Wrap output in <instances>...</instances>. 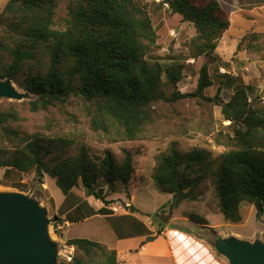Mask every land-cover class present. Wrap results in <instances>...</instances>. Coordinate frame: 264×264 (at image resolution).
Wrapping results in <instances>:
<instances>
[{
  "label": "rangeland",
  "instance_id": "obj_1",
  "mask_svg": "<svg viewBox=\"0 0 264 264\" xmlns=\"http://www.w3.org/2000/svg\"><path fill=\"white\" fill-rule=\"evenodd\" d=\"M217 1L228 14L229 28L210 56L191 58L190 42L195 36L193 24L173 13L163 0H134L150 18L155 36L153 42L143 41L146 49L144 58L149 66L161 67L160 92L163 94L162 99L150 104V120L135 139L123 138L122 130L110 120H105V129L93 128L89 108H94L81 95H71L63 103L31 111L29 101L35 96L23 90L19 83L27 74L45 70L46 58L38 51L35 60L22 63L16 81L10 78L23 97L0 98V112L13 114L6 122L11 128L40 138L46 148L45 162L53 165L74 158L82 146L93 160L101 158L106 150L117 161L122 160L125 149L132 154L134 172L126 186L127 193L120 180L110 183L102 178L95 180L94 188H102L105 198L110 200L106 205L89 195L80 180L71 189V196L66 197L57 187L55 179L47 174L39 182L33 170L21 172L0 167V193L20 192L28 196L43 206L48 218L53 220L49 224V232L59 244L56 264L60 260L66 261L62 256L67 253L65 246L70 247L66 243L69 238L63 239V236L86 238L109 248L114 247L112 234L105 224H108L109 215H91L85 220L74 221L99 208L111 212V216L131 213L151 234L164 222L187 229L213 250L217 236L234 235L252 241L264 240V215L256 219L254 206L242 202L239 205L240 221H225L214 189L221 154L239 147V143L233 139L234 129L238 126L225 119L221 103L227 102L234 92L244 87L246 102L256 112L264 109V0ZM54 2L52 27L64 30L69 19V0ZM8 3L9 0H0V72L12 61L8 48L15 44H28L20 31L18 15L9 9ZM203 65L208 67L212 85L206 87L202 95L194 96L192 94ZM108 69L120 81L126 80L129 75L124 66ZM170 70L180 74L175 86L167 77V71ZM218 88L219 98L216 97ZM173 90L187 96L171 101ZM253 141L256 148L264 152V126L257 128ZM7 146L9 144L0 131V150ZM174 149L182 156L193 150H202L208 155V161L213 160L214 164L195 188L197 198L182 201L171 211V194L162 192L155 184L154 177L160 158L169 155ZM13 151L9 149V152ZM131 208L136 211L131 212ZM154 213L157 214L155 218L152 217ZM190 216H194L196 221L205 218V223L189 219ZM58 218L67 219L68 224L63 222L61 229H55L53 223ZM137 229L140 230L139 227ZM69 250L74 256V246Z\"/></svg>",
  "mask_w": 264,
  "mask_h": 264
},
{
  "label": "trees",
  "instance_id": "obj_2",
  "mask_svg": "<svg viewBox=\"0 0 264 264\" xmlns=\"http://www.w3.org/2000/svg\"><path fill=\"white\" fill-rule=\"evenodd\" d=\"M163 2L195 28L190 57L210 56L230 25L220 3L217 0ZM55 6L54 0H9L8 7L17 13L20 31L28 44L8 48L12 61L1 70L0 77L9 76L16 81L22 63L35 60L38 51L46 58L45 70L27 74L19 83L23 90L35 96L29 101L31 111L63 103L71 95H81L94 108H89L93 128L105 129V120H110L122 130L123 138L135 139L150 120V104L163 98L162 69L149 66L144 58L143 41L153 42L155 36L147 12L134 0H69L68 24L59 31L52 27ZM112 66H124L129 71L126 80L115 78L108 69ZM167 77L173 86L180 80L179 72L174 70L167 71ZM211 85L208 67L203 65L192 95H202ZM186 96L173 90L170 100ZM221 112L226 120L237 124L233 139L239 147L223 152L217 165L214 189L219 210L225 221L236 223L241 219L239 205L247 202L254 206L256 219H260L264 215V152L256 148L253 139L257 128L264 126V109L256 112L246 102L245 89L241 87L227 102L221 103ZM12 115L0 112L1 136L9 144L0 150V167L21 172L33 170L39 182L47 174L55 179L66 197L71 196V189L80 180L86 192L105 205L110 200L105 198L102 188H94L96 179L102 178L107 183L120 180L127 193L126 186L134 172L129 150H123L121 161L109 150L93 160L82 146L74 158L52 165L44 161L46 148L38 136L21 133L6 124ZM10 148L14 151L9 152ZM213 164L202 150L182 156L174 149L160 158L155 184L162 192L171 194L169 210L177 208L182 201L197 198L195 188ZM92 211L74 221L95 214L109 215L107 221L115 236L140 232L147 234L146 240H153L165 226L162 223L153 235L133 216H111L103 208ZM156 216L154 213L152 217ZM193 217L189 219L195 220ZM204 221L205 218H199L196 222L204 224ZM66 243L74 246L75 254L70 261L60 260L57 264H124L116 250L100 242L70 238Z\"/></svg>",
  "mask_w": 264,
  "mask_h": 264
},
{
  "label": "water",
  "instance_id": "obj_3",
  "mask_svg": "<svg viewBox=\"0 0 264 264\" xmlns=\"http://www.w3.org/2000/svg\"><path fill=\"white\" fill-rule=\"evenodd\" d=\"M5 97H23L9 76L0 80V98ZM52 221L37 201L20 192H1L0 264H56L59 244L49 232ZM214 241L227 264H264V240L228 235Z\"/></svg>",
  "mask_w": 264,
  "mask_h": 264
},
{
  "label": "crops",
  "instance_id": "obj_4",
  "mask_svg": "<svg viewBox=\"0 0 264 264\" xmlns=\"http://www.w3.org/2000/svg\"><path fill=\"white\" fill-rule=\"evenodd\" d=\"M116 215L133 216L131 213ZM105 224L115 243L111 249L116 250L119 260L124 264H227V260L218 256L202 239L187 229L171 226L170 223H166L153 240H146L147 234L140 232L117 237L110 226ZM152 234H156V231ZM68 238L70 239L63 236V239Z\"/></svg>",
  "mask_w": 264,
  "mask_h": 264
},
{
  "label": "built area",
  "instance_id": "obj_5",
  "mask_svg": "<svg viewBox=\"0 0 264 264\" xmlns=\"http://www.w3.org/2000/svg\"><path fill=\"white\" fill-rule=\"evenodd\" d=\"M63 225H64L63 222H59V221H56V222L53 223V227L55 229H61L63 227ZM65 248H66L67 253L65 255H63L62 257L66 261H70L72 259V257H73L72 252L69 250L70 248L72 249V245H70V247L65 246Z\"/></svg>",
  "mask_w": 264,
  "mask_h": 264
}]
</instances>
